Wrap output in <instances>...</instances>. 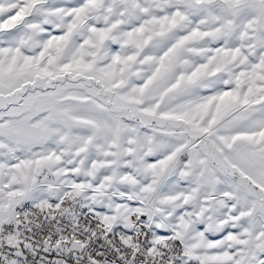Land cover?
Masks as SVG:
<instances>
[{
    "label": "snow or ice",
    "instance_id": "1",
    "mask_svg": "<svg viewBox=\"0 0 264 264\" xmlns=\"http://www.w3.org/2000/svg\"><path fill=\"white\" fill-rule=\"evenodd\" d=\"M0 264H264V0H0Z\"/></svg>",
    "mask_w": 264,
    "mask_h": 264
}]
</instances>
